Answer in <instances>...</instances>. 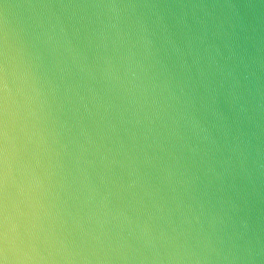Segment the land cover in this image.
Returning a JSON list of instances; mask_svg holds the SVG:
<instances>
[{
    "label": "clouds",
    "instance_id": "1",
    "mask_svg": "<svg viewBox=\"0 0 264 264\" xmlns=\"http://www.w3.org/2000/svg\"><path fill=\"white\" fill-rule=\"evenodd\" d=\"M0 264H264V0H0Z\"/></svg>",
    "mask_w": 264,
    "mask_h": 264
}]
</instances>
